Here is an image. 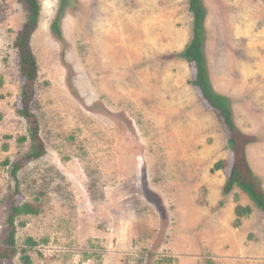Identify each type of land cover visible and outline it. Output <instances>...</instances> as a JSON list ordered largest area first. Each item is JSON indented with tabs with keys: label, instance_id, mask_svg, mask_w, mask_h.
<instances>
[{
	"label": "rangeland",
	"instance_id": "rangeland-1",
	"mask_svg": "<svg viewBox=\"0 0 264 264\" xmlns=\"http://www.w3.org/2000/svg\"><path fill=\"white\" fill-rule=\"evenodd\" d=\"M35 1L28 108L41 153L29 158L18 114L24 3L0 0V163L20 167L16 193L11 164L0 171L1 257L10 203L38 210L16 218L0 264H264V214L252 206L234 218L240 190L221 195L230 133L178 56L191 37L188 0ZM201 2L207 77L230 101L264 194V2Z\"/></svg>",
	"mask_w": 264,
	"mask_h": 264
},
{
	"label": "trees",
	"instance_id": "trees-1",
	"mask_svg": "<svg viewBox=\"0 0 264 264\" xmlns=\"http://www.w3.org/2000/svg\"><path fill=\"white\" fill-rule=\"evenodd\" d=\"M264 2V0H262ZM25 9V23L22 30L17 36L16 47L19 49V67L20 73L25 79V85L21 91V101L23 104V110L18 112L25 122L27 123V132L31 141V148L28 150L26 157L38 158L41 151L37 147L36 141V119L35 116L29 111V99L32 94V87L34 84L36 76V61L28 46V39L37 25L39 18V4L35 0H23ZM188 11L192 17V29L191 37L188 43L185 44L183 50L179 53V57L183 59L186 63L191 64L195 68V78L190 82L195 86L204 100L205 104L210 108L215 110L217 117L221 118L224 122L227 130L230 133V138L227 140V146L229 151L233 154V166L230 169V174L228 180L224 184L222 190V195L227 196L232 192V188L237 187L250 199L253 205L264 214V194L258 189V182L256 181L252 171L248 167L244 147L249 143L242 134H240L234 125L233 119L231 117L230 101L227 97L219 95L212 90L210 82L207 77V72L205 69L204 54L202 52V47L204 43V20H205V10L202 6L201 0H188ZM59 23V18L56 17L54 23L51 25V29L57 38H61L59 27L56 25ZM22 138L21 141H24ZM10 162L5 160L0 163L1 168L8 165ZM11 164V178L15 181L14 191L17 192V180L16 174L20 169L18 162ZM224 167L223 162H217L214 165V171L220 170ZM14 193V194H15ZM38 210L35 209L28 203L22 205H14L10 203L9 210L7 211V224L8 227L5 230L3 244L5 249L1 258L7 256V251L9 248L13 249L15 246V220L21 215H37ZM235 216L240 219L242 217L251 214V209L249 207H242L237 205L234 209ZM25 243L32 247L35 245L33 239H26ZM22 250V253H25ZM27 260L28 258L24 257Z\"/></svg>",
	"mask_w": 264,
	"mask_h": 264
},
{
	"label": "crops",
	"instance_id": "crops-1",
	"mask_svg": "<svg viewBox=\"0 0 264 264\" xmlns=\"http://www.w3.org/2000/svg\"><path fill=\"white\" fill-rule=\"evenodd\" d=\"M224 186V185H223ZM223 188V187H222ZM234 188H236V189H238L237 187H234ZM233 189V188H232ZM221 190V189H220ZM239 190V189H238ZM241 191V190H240ZM240 191H235V192H237V193H234V195L231 197V198H233L232 200L234 201V199L235 198H237L238 197V201H237V204L238 205H240V206H242V207H249L250 209H251V213H252V206H254L253 205V203L250 201V199L246 196V194H244L242 191V193H240ZM232 192H233V190H232ZM231 192V193H232ZM230 193V194H231ZM229 194V195H230ZM236 194V195H235ZM221 195H222V190H221ZM229 195H227V196H229ZM223 196V195H222ZM223 197H226V196H223ZM237 205H235V207H236ZM235 207H233V216H234V218H237L236 216H235V214H234V209H235ZM238 219V218H237Z\"/></svg>",
	"mask_w": 264,
	"mask_h": 264
}]
</instances>
